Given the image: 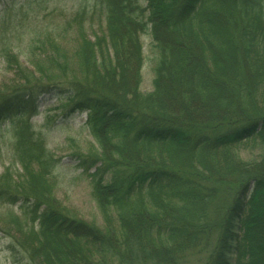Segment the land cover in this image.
<instances>
[{
	"label": "trees",
	"instance_id": "16d2710c",
	"mask_svg": "<svg viewBox=\"0 0 264 264\" xmlns=\"http://www.w3.org/2000/svg\"><path fill=\"white\" fill-rule=\"evenodd\" d=\"M9 1L20 0L0 7ZM94 7L69 23L77 44L32 43L31 67L1 51L14 78L0 84V125L19 120L13 145L21 170L0 174L13 255L28 264H232L233 255L235 264H264V156L246 163L234 154L243 141L264 144V0ZM102 16L105 29L92 39L85 21ZM145 34L158 51L148 93ZM48 94L63 114L88 115L97 145L76 157L103 226L73 215L57 196L61 158L29 122Z\"/></svg>",
	"mask_w": 264,
	"mask_h": 264
},
{
	"label": "rangeland",
	"instance_id": "374dc122",
	"mask_svg": "<svg viewBox=\"0 0 264 264\" xmlns=\"http://www.w3.org/2000/svg\"><path fill=\"white\" fill-rule=\"evenodd\" d=\"M0 7V84L11 81L14 75L7 70L3 49L16 52L21 64L31 67L29 47L32 43L46 38L56 39L61 44H77V29L69 23L75 15L84 9L89 17L96 9L95 0H20ZM143 5L147 0H140ZM99 16V15H98ZM96 17L94 23L85 21L86 34L94 39L95 33L102 34L105 29L104 17ZM100 24V25H99ZM144 64L141 71V91L153 90L155 65L158 51L154 48L152 37L142 35ZM71 49V46H70ZM61 101L56 95H41L37 102L39 112L29 118L35 130L41 132L47 141L48 148L61 158L60 164L53 172L58 181L57 196L73 215L88 222L104 225L97 201L92 195L91 178L79 166L76 157L78 150L83 152L97 145L89 132L86 112L63 114ZM52 116L50 124L46 117ZM26 119V118H25ZM18 119H10L0 125V174L6 167L21 170L14 158L13 128ZM239 161L255 163L263 159L264 144L260 139L246 140L234 149ZM94 170H90L93 172ZM19 211L18 206H11ZM9 207H0L5 212ZM2 216H0V264H28L22 257H15L10 249L11 237L6 233ZM22 254V253H21ZM236 256L233 255L235 261Z\"/></svg>",
	"mask_w": 264,
	"mask_h": 264
},
{
	"label": "bare ground",
	"instance_id": "6f19581e",
	"mask_svg": "<svg viewBox=\"0 0 264 264\" xmlns=\"http://www.w3.org/2000/svg\"><path fill=\"white\" fill-rule=\"evenodd\" d=\"M38 100H39V99H38ZM38 100H37V102H38ZM231 261H232V264H235V261L233 260V257H232Z\"/></svg>",
	"mask_w": 264,
	"mask_h": 264
}]
</instances>
